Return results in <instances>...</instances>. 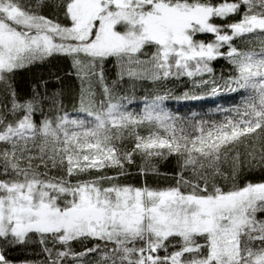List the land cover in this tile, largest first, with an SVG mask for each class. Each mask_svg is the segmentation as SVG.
I'll return each mask as SVG.
<instances>
[{
  "label": "snow or ice",
  "instance_id": "1",
  "mask_svg": "<svg viewBox=\"0 0 264 264\" xmlns=\"http://www.w3.org/2000/svg\"><path fill=\"white\" fill-rule=\"evenodd\" d=\"M54 55L79 81L72 113L46 81L14 87ZM181 76L240 102L218 120L169 112L166 92L128 110L124 82ZM137 157L142 175L173 158L172 182L121 183ZM245 168L264 172V0H0V264L33 236L43 264H264V179Z\"/></svg>",
  "mask_w": 264,
  "mask_h": 264
},
{
  "label": "trees",
  "instance_id": "2",
  "mask_svg": "<svg viewBox=\"0 0 264 264\" xmlns=\"http://www.w3.org/2000/svg\"><path fill=\"white\" fill-rule=\"evenodd\" d=\"M42 11L46 15L51 13L50 8H44ZM198 38L211 39V36L202 35ZM211 67L213 68V75L217 82H221V76L226 79L231 71L228 62L222 58L213 61ZM211 78L209 75L203 77V79ZM200 79L201 77L189 78L181 76L179 78L172 77L166 81L157 83L151 81L136 82L134 86L131 82H124L121 87L124 89L126 95L133 97L132 102L128 104V110L133 112H140L142 110L145 97H148L150 100L154 94H164L165 92L171 98L164 101L163 107L169 112L185 118H192L193 114H195L196 120L221 119L224 113L220 109H228L239 104L241 93L221 90L218 94L212 95L211 86L200 84ZM44 81L48 83L49 92L62 94L61 98L65 109L69 113H72L80 85L79 81L71 74L69 59L64 56L54 55L42 63L34 64L18 72L14 78V87L18 94L26 96L30 94L32 87L36 83ZM185 94L189 98H185ZM239 150L241 152L244 151L243 148ZM152 163L158 169V174L150 171L147 175H142L138 171L141 160L137 157L136 163L128 166L129 174L120 178L121 183L134 186L147 184L153 188L167 187L172 182L171 176L176 171L175 160L170 157L166 160H154ZM106 171L109 175H112L115 170L109 169ZM262 179H264V172L259 169L249 171L245 168L240 175L241 183L248 181L259 182ZM94 243L96 241H74L71 247L75 252H81L86 247H91ZM42 247L39 243V238L33 236L31 242L25 245L5 248V255L12 261V264H23L24 261H30L33 264H43L44 254L41 252ZM98 259L99 257L94 254L85 257L84 261L85 264H96Z\"/></svg>",
  "mask_w": 264,
  "mask_h": 264
}]
</instances>
